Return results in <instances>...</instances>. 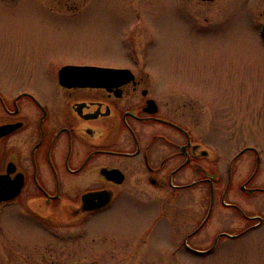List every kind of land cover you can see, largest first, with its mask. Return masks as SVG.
I'll list each match as a JSON object with an SVG mask.
<instances>
[{
	"label": "flooded vegetation",
	"instance_id": "1",
	"mask_svg": "<svg viewBox=\"0 0 264 264\" xmlns=\"http://www.w3.org/2000/svg\"><path fill=\"white\" fill-rule=\"evenodd\" d=\"M229 1H166L171 17L188 32L185 53L194 57L205 45L217 49L204 37L216 34ZM157 6L159 0L127 2L123 29H142ZM254 8L261 30L264 0ZM152 31L144 29L149 39ZM132 35L101 54L60 48L47 32L17 35L13 38L20 44L2 50L0 186L16 194L0 203L57 223L60 231L84 229L91 217L107 215L118 205V226L100 227L98 242L127 244L131 249L124 253L129 254L140 253L132 245L142 247L151 259H169L174 241L186 251L208 255L225 239L264 228V128L254 140L236 138L243 109L237 106L232 77L220 82V76H160L147 59L154 52L134 43ZM192 64L196 61L189 58L186 65ZM65 67L116 71L62 72ZM244 155L250 166L239 176L237 162ZM212 219L217 228L205 233ZM207 239L208 247L193 245Z\"/></svg>",
	"mask_w": 264,
	"mask_h": 264
},
{
	"label": "rangeland",
	"instance_id": "2",
	"mask_svg": "<svg viewBox=\"0 0 264 264\" xmlns=\"http://www.w3.org/2000/svg\"><path fill=\"white\" fill-rule=\"evenodd\" d=\"M71 1L43 4L37 0H0V53L15 43L20 44L17 38H13L17 35L39 37L47 32L52 34L51 43L60 48L76 46L101 54L105 48L114 51L120 41L126 43L132 33L134 43L154 52L147 59L160 76H220V82L231 76L237 106L243 109L237 115L239 132L236 138L241 140L246 136L254 140L256 136L262 137L258 129L264 128V116L257 115L264 113V41L260 18L254 8L255 2L261 0H230L229 9L220 13L221 21L214 27L216 34L204 37L206 44L217 49L205 45L204 50H195L194 57L183 51L182 46H188V32L171 17L168 8L172 7L167 0H159L161 6H157L150 16L154 17L152 22L145 20L142 29L137 27L134 32L132 27L123 29L126 22L123 13L126 3L135 0ZM144 29L155 31H152L151 39ZM224 45H231L232 49H225ZM189 58H193L196 64L186 65ZM142 63L146 64L143 60ZM225 65L230 67V72L223 69ZM260 150L264 156V145ZM238 159V173L243 176L249 169V159L246 155ZM118 209L116 205L107 215L91 217L84 229L68 227L60 231L57 223L42 221L44 219L31 217L12 204L0 203V264H264V228L232 240L225 239L208 255L186 251L175 241V254L169 259L148 258L149 255L141 253L142 247L136 249L135 245H132L134 251L140 253H124L131 249L127 244L99 243L101 234H96L101 228L118 226ZM215 228L217 225L212 219L204 231L213 232ZM237 230H241L240 222ZM210 244L209 239L204 243H193L200 248Z\"/></svg>",
	"mask_w": 264,
	"mask_h": 264
},
{
	"label": "water",
	"instance_id": "3",
	"mask_svg": "<svg viewBox=\"0 0 264 264\" xmlns=\"http://www.w3.org/2000/svg\"><path fill=\"white\" fill-rule=\"evenodd\" d=\"M263 17H264V9H263ZM262 35L264 38V25L262 27ZM63 71H67V72H77L79 73V71H95V72H106V71H110V73L116 71L114 69H104V68H99V67H65L62 69ZM16 192V191H15ZM8 193V191L6 189H2V186H0V201H5V200H9L11 198H13L15 196L16 193Z\"/></svg>",
	"mask_w": 264,
	"mask_h": 264
}]
</instances>
